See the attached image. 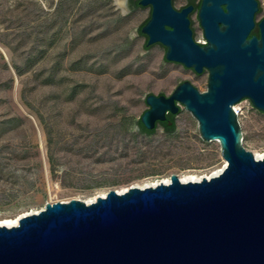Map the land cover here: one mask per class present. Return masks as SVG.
I'll list each match as a JSON object with an SVG mask.
<instances>
[{"label":"rangeland","instance_id":"1","mask_svg":"<svg viewBox=\"0 0 264 264\" xmlns=\"http://www.w3.org/2000/svg\"><path fill=\"white\" fill-rule=\"evenodd\" d=\"M143 19L116 0H0V219L224 167L220 144L202 139L184 107L174 132L136 129L148 95L187 81L205 92L209 81L161 46L145 50ZM236 106L243 146L264 154V113Z\"/></svg>","mask_w":264,"mask_h":264},{"label":"water","instance_id":"2","mask_svg":"<svg viewBox=\"0 0 264 264\" xmlns=\"http://www.w3.org/2000/svg\"><path fill=\"white\" fill-rule=\"evenodd\" d=\"M150 3L152 18L141 31L148 46L161 44L167 62L207 71L209 81L205 92L187 81L169 97L148 95L141 122L154 130L183 106L202 139L219 142L227 166L210 180L172 175L169 184L111 190L90 204L47 203L17 226H0V264H264V159L243 146L234 109L249 100L264 113V22L261 37L250 38L258 2L203 0L205 44L195 40L192 7L141 5Z\"/></svg>","mask_w":264,"mask_h":264},{"label":"flooded vegetation","instance_id":"3","mask_svg":"<svg viewBox=\"0 0 264 264\" xmlns=\"http://www.w3.org/2000/svg\"><path fill=\"white\" fill-rule=\"evenodd\" d=\"M203 0H171V5L172 7L181 12L184 9H187L189 7L193 8L192 13L189 15V18L191 20L193 15H197L198 20H199V11H200V7L202 4ZM142 0H123V6L121 7V9L125 12L126 15H130V14H134L136 12H140V14H142L144 16V19L142 20L140 26H139V31L141 32L142 29L148 24V22L151 20L152 18V14H153V10H154V5L152 3L143 6L141 5ZM258 2V10L255 13V17H254V22H255V26L254 29L252 30L251 34H250V38L252 37H261V24L264 22V0H257ZM191 25L192 24V20H191ZM141 36L144 37V47L145 50H148V48L154 47V46H161L163 47L161 44H154L152 46H148V41L149 38L142 34V32L140 33ZM164 48V47H163ZM183 107V106H181ZM181 112V110H180ZM179 112V113H180ZM176 116L177 115H172V114H167V119L164 122H160L158 123V126H162L166 132L167 131V127L169 128H174V131L176 130ZM169 122H172V125H169ZM156 127V129H157ZM172 131V132H174Z\"/></svg>","mask_w":264,"mask_h":264},{"label":"bare ground","instance_id":"4","mask_svg":"<svg viewBox=\"0 0 264 264\" xmlns=\"http://www.w3.org/2000/svg\"><path fill=\"white\" fill-rule=\"evenodd\" d=\"M117 1V4L119 6H123V0H116ZM234 109L237 110L238 112V116L240 115V110H239V107L237 106H234ZM187 111V110H186ZM190 113V112H189ZM191 114V113H190ZM192 115V114H191ZM216 143L219 144L218 141H214ZM221 147V146H220ZM255 157L258 159V160H261V159H264V154H257L255 153L254 154ZM225 161V160H224ZM227 166V162L225 161V165L222 169L218 170V171H215L214 173L212 174H208V175H204V176H198L196 174H190V173H187L185 175H182V176H179V178L181 179L182 182L186 183V182H200L202 181L204 178L210 180L211 178L213 177H216L218 175H220L223 170L225 169V167ZM160 183H164V184H169L170 183V178H166L162 181H159V182H152V183H147L145 186L141 187V189H144V188H147V187H155L157 186L158 184ZM128 191V189H125L123 191H117L119 194H122L124 192ZM107 193H103L102 195H100V197H105ZM98 197H96L93 201H90V202H86L87 204H90V203H93L97 200ZM21 217H16V218H12V219H0V226H7V227H14V226H17L18 223H19V219Z\"/></svg>","mask_w":264,"mask_h":264},{"label":"trees","instance_id":"5","mask_svg":"<svg viewBox=\"0 0 264 264\" xmlns=\"http://www.w3.org/2000/svg\"><path fill=\"white\" fill-rule=\"evenodd\" d=\"M15 70L17 71L18 74H20V68L19 67L15 66ZM137 127H138L139 133L145 134L147 136H152L156 132V129L147 130L145 128V126L143 125V123L141 122V120L137 123ZM167 131L172 132V131H174V128L173 127L172 128L167 127Z\"/></svg>","mask_w":264,"mask_h":264},{"label":"built area","instance_id":"6","mask_svg":"<svg viewBox=\"0 0 264 264\" xmlns=\"http://www.w3.org/2000/svg\"><path fill=\"white\" fill-rule=\"evenodd\" d=\"M237 111V110H236ZM238 113V112H237Z\"/></svg>","mask_w":264,"mask_h":264}]
</instances>
